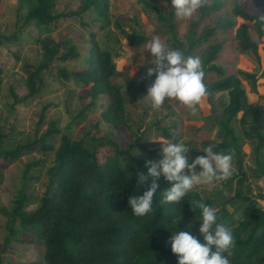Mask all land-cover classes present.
I'll return each mask as SVG.
<instances>
[{"label": "trees", "instance_id": "trees-1", "mask_svg": "<svg viewBox=\"0 0 264 264\" xmlns=\"http://www.w3.org/2000/svg\"><path fill=\"white\" fill-rule=\"evenodd\" d=\"M59 0H19V10L25 12V23L37 28L49 27L61 18L95 15L109 24L110 0H82L80 9L67 14H55ZM196 16L189 26L187 49L179 41L178 5H173L164 16L158 7L146 2L145 7L157 13V21L166 26L172 42L173 61L182 74L200 82L202 92L211 104L210 120L214 128L223 132V141L207 145L210 154L225 166L237 161L239 173L234 176L241 184L245 179L242 166V149L247 141H257L254 152L259 157L264 151V107L248 100L242 79L227 72L215 62L225 49L229 35L234 33L236 49L252 54L259 60L260 45L264 43V6L260 14H250L245 8L235 7L229 13L221 0H193ZM248 24L237 25L234 18ZM213 26L199 34L205 22ZM130 46L145 43L149 36L123 32ZM18 37L8 39L18 42ZM43 59L31 70L27 86L28 97L39 92V74L48 71L52 62L75 61L80 55L73 49L61 54V45L54 40L39 39ZM163 46L154 45L160 52ZM202 54V68L198 69L194 57ZM117 74L112 50L101 48L94 42L85 69L68 72L60 70L65 81L75 80L91 87V97L109 95L113 102L104 113V119L116 126L126 123V103L121 86L112 82ZM141 81L135 91L143 99L149 80L142 69ZM215 77L216 80L210 81ZM264 78V68L260 75ZM258 92V77L245 75ZM227 92L229 102L222 110L213 105L216 94ZM263 98V97H262ZM94 105L92 102L91 106ZM56 125V124H55ZM50 127L37 143L42 149L48 136L57 133ZM168 136V134H167ZM97 140L73 141L62 136L55 156L56 164L49 170L51 189L33 212L26 210L28 199L22 194L10 212L1 210L10 218V239L21 241L23 233L45 247L43 261L32 264H264V208L249 196L238 191L215 210V197L198 200L190 185L192 176L203 173L224 180V171L183 160L175 174L158 168V153L137 143L128 150L114 146V154L106 159L99 155ZM27 146L1 152L6 160L20 157ZM137 150V153L134 151ZM262 170L264 164L258 161ZM236 198L240 206L228 210ZM264 200V195H260ZM241 218L234 221L235 214ZM0 264L2 259L0 257Z\"/></svg>", "mask_w": 264, "mask_h": 264}, {"label": "rangeland", "instance_id": "rangeland-1", "mask_svg": "<svg viewBox=\"0 0 264 264\" xmlns=\"http://www.w3.org/2000/svg\"><path fill=\"white\" fill-rule=\"evenodd\" d=\"M225 9L232 13L235 7L245 8L250 14H260L264 0H221ZM148 2L159 8L166 16L173 5H178L176 16L179 41L184 49L188 45V29L196 16L193 0H110L109 24L97 16L59 18L49 27L37 28L25 23V12L19 10V0H0V153L27 146L24 153L6 160L0 156V257L2 264H32L43 261L45 247L34 241L33 236L23 233L19 239H10V218L1 210L10 212L15 201L25 194L26 210L35 211L51 189L49 170L55 166V154L61 146L62 136L67 134L73 141L97 140L102 143L99 155L106 159L114 154V146L128 150L142 143L149 150L158 153V168L175 174L183 160L201 163L224 171L228 177L214 179L201 172L190 180L198 200L215 197V210L229 197L239 191L241 196H249L264 208V168L259 169L258 161L264 164V151L259 157L254 152L257 141H247L242 149L244 181L239 184L234 178L239 173L237 161L223 166L222 162L210 154L207 145L223 141V132L211 124V104L202 92L200 82L188 78L173 61L171 50L166 46L172 36L166 26L157 21V13L147 9ZM82 0H59L55 14H67L80 9ZM237 25L248 24L234 18ZM213 26V20L199 28V34ZM123 32L147 35L150 40L130 46ZM18 37V42L8 39ZM39 39L54 40L61 45V54L73 49L80 55L75 61L64 62L56 59L48 71L39 74V92L28 97L29 72L26 67L37 68L43 53ZM94 42L101 48H109L113 53L117 74L112 82L121 86L126 103V123L116 126L108 123L103 115L113 100L109 95H100L93 100L91 87L75 80L65 81L59 76L60 70L68 72L85 69ZM163 46L160 52L154 45ZM259 60L254 55L237 51L234 33L228 38L225 49L215 62L227 75H237L242 79L247 97L251 103L264 107V78L260 75L264 68V43L259 48ZM198 69L202 68V54L194 57ZM142 69L147 73L149 86L146 96L141 99L136 87L141 81ZM258 77V92L253 91L252 82L245 75ZM216 80L215 77L210 81ZM263 97V98H262ZM92 102L94 105L91 106ZM229 102L227 92L216 94L213 105L222 110ZM56 124V125H55ZM56 126L58 130L47 137L45 145L52 150L42 149L39 142ZM168 134V136H167ZM138 151L135 150L134 153ZM241 198L228 206H240ZM241 218L235 214L234 221Z\"/></svg>", "mask_w": 264, "mask_h": 264}]
</instances>
